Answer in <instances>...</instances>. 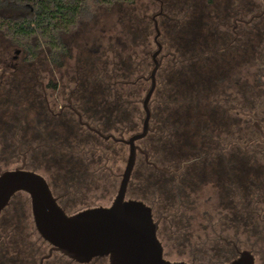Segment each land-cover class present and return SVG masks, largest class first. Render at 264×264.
<instances>
[{"label":"trees","instance_id":"obj_1","mask_svg":"<svg viewBox=\"0 0 264 264\" xmlns=\"http://www.w3.org/2000/svg\"><path fill=\"white\" fill-rule=\"evenodd\" d=\"M121 1L131 4L134 2V0H0V8L6 14L4 16L2 13L0 16L1 28L15 44L28 52L29 57L36 59L44 49L47 50L50 62L62 67L63 58L70 57V49L63 42L61 34L74 28L92 4L113 5ZM144 21V18L139 21L133 18L127 22L128 24H124L125 39L124 42H120L119 39L114 43L113 60L103 59L110 51L108 48L107 51L99 50L98 53L85 51L86 54L78 63L81 67V75L77 80L80 89L78 110L83 121L103 135L111 134L116 138L128 139L142 129L144 113L139 104L142 94L149 88H146L148 84L140 79L143 74L145 75L144 70L147 68L148 73L152 67V64L149 65L150 62L146 61L151 51L152 23L148 19L146 24ZM165 29L170 30L171 27L164 28V31ZM187 29L186 25L178 26L175 49L176 81L171 80V73H174L175 68L173 62L168 61V69H162L160 87L156 89L151 103V130L139 142L143 152L138 155L127 193L132 199L152 205L156 216L174 213L173 217L160 228V238L164 239L166 233L178 241L191 242L190 246L195 249L192 259L198 260L197 254L204 253L202 246L208 239L206 235L205 239L201 241L198 239L193 243L194 238L200 237L194 235L198 232L199 217L195 204L202 202L207 182L215 185L217 191L220 182L217 179L218 174L206 167V162L220 160L223 153H226L224 159L227 162L232 161L234 149L229 151L225 146L232 144L230 140L235 139L232 136L235 134V125L232 120L224 121L221 117L224 105L218 101L221 90L216 85L220 77V56L216 61H212L213 57L208 61L203 51L204 47L199 45L202 44V40L194 47L195 50H192L194 42H189L191 31ZM247 30H250V33L247 32L243 42L244 51L250 49L251 45H259V36L255 34V29L248 26ZM165 34L166 32L164 37H169ZM166 42L171 50V40L168 39ZM222 46L220 39L211 38L212 53L223 49ZM245 54L246 52L243 53L244 56ZM245 59L246 57L244 62ZM198 67L206 71L205 77L210 80L211 85L191 89L189 82L193 77V70ZM209 69H212V72L207 74ZM164 72L167 74L164 75ZM244 75L246 76V73ZM260 77L262 79V75ZM243 85L244 92L251 97L252 88L255 86L247 80ZM245 102L244 99V110L253 112V116L250 121H244L243 125L244 190L256 187L253 183L264 181V172H261L264 167L261 163L264 161V153L256 147L261 145L256 138L264 137L263 109L256 101L254 110L250 108L251 104ZM72 123L57 127V134L51 137V144L55 143L58 147L50 148L47 152V162L65 164L64 169H70V172L66 173L67 178L93 180L99 183L116 177L118 174L115 173L113 176L110 173L109 168L113 169L110 162L115 159V152L119 153L120 161H125L128 149L125 143L106 140L85 127H81L76 134V125L73 123L71 126ZM250 145L254 146L253 150ZM229 167L233 169V165ZM62 173H65L64 170ZM229 181L233 185V180L227 179L228 184ZM82 185L87 186L84 182ZM227 218L228 224L233 227L234 215L230 214ZM202 225L199 227L201 230ZM213 235L214 238H210L209 242L213 241L217 245L219 253L216 260H224L226 251H223L221 246L219 232ZM229 257L231 256L228 254L227 258Z\"/></svg>","mask_w":264,"mask_h":264},{"label":"flooded vegetation","instance_id":"obj_2","mask_svg":"<svg viewBox=\"0 0 264 264\" xmlns=\"http://www.w3.org/2000/svg\"><path fill=\"white\" fill-rule=\"evenodd\" d=\"M159 3L160 10L152 17L155 28L153 41L156 50L150 51L146 60L150 62L149 65L152 64V67L148 73L146 68L144 70L145 75L143 74L140 79L149 84V89L151 88V74L156 59L159 67L155 74V90L149 102L151 116L148 134L151 130L152 120L151 103L156 89L160 87L162 69H168V61L173 62L175 66L173 68L174 73H171V80L176 81L177 79L175 49L177 47L178 26L183 24L187 26V30L191 31L189 42H194L192 50H195L194 47L198 46L199 41L202 40V44L199 45L204 47L203 51L208 61H211V57L214 58L212 61H216L220 56V77L216 85L221 90L218 101L224 105L221 117L224 121L232 120L235 125V134L232 135L235 139L230 140L232 144L225 146L229 151L234 149L235 154L232 156V161L227 162L224 159L226 153H223L220 160L206 162V167L215 170L214 173L218 174L219 178L217 179L220 182L218 191L215 189V185L207 184V182L204 193L208 192L209 195L212 192L213 194L206 197L203 202L195 204L198 208V214L202 209V230L207 235L208 242L212 238V234L219 232L221 246L223 251L227 253H225L224 260H221V264H230L243 251L251 252L254 256V264H264V181L253 183L256 187L244 190L242 175L243 125L244 121H250L253 116V112L249 113L248 110H244L243 104L245 99V103L251 104L250 108L254 110L256 93V85L252 88L251 97L243 90L244 65L252 62L258 64V59L264 60V58L259 57L258 46L251 45L250 49L244 51L243 42L247 37V32L250 33V30H247L248 26L255 29V34H258V27L264 22V10L257 13L255 12L257 2L249 4L243 0H160ZM146 19L148 16L144 17V24H146ZM214 25L217 26L212 27ZM169 26L171 29L164 31V28ZM164 32L169 37H164ZM3 33L0 20V174L22 167L26 171L41 175L65 213L68 215L76 214L78 212L70 214L67 211L72 207L70 197H73L75 190L82 187L81 179L65 177L70 169H64L66 165L56 161L47 162L46 156L50 148L58 147L55 143L51 144V137L57 134V127L59 126H66L73 122L76 125V134L81 130V127L98 134V131L83 121L82 114L77 107L80 102V89L77 80L81 75V67L76 65L74 73L71 74V71L66 70L68 62L66 58H63L64 65L62 68L54 67L60 71L65 69L62 77L64 81L67 78V81L60 86L58 85L59 88L57 85L53 87L59 90L60 98L52 101L48 92L50 82L46 86L44 82L39 80L35 66L38 57L36 59L29 57L26 50L19 48L8 37L6 39L9 41V45L4 44L7 49L3 54ZM211 38L220 39L224 48L212 53ZM168 39L171 40V50L167 47L166 41ZM63 42L70 49V58L73 57V45L64 40ZM13 45L15 48L8 49V46ZM158 50L160 51L154 59V54ZM87 51L92 52L93 50ZM244 52H246L245 56L243 55ZM244 57H246L245 62ZM47 62L49 67H52L50 60ZM199 68L193 70V77L189 82L191 89L199 86L205 88L211 85L210 80L205 77L206 71ZM209 71L207 74L211 73L212 69ZM258 74L259 71L256 70L257 77ZM149 89L146 91L145 97ZM145 97L140 101L144 113L141 131L146 117L143 107ZM116 139L122 140L123 138ZM256 139H259L261 143V145H256L257 149H261L264 153V137L259 136ZM110 140L123 143L114 139ZM140 141L136 143L139 147L136 161L138 155L143 152L139 145ZM126 146L129 150V146ZM250 147L252 150L254 149V146L250 145ZM12 162L16 165L14 169L3 170L6 165ZM261 163L264 165V161ZM229 165H233V169L232 167L228 168ZM72 168L75 167L72 166ZM63 170L64 174L62 173ZM109 170L113 176L116 175L114 168H109ZM261 172H264V167H262ZM117 176L122 179V174ZM227 179L233 180V185L231 181L228 184ZM227 185L229 186L227 187ZM20 194L25 195V197L19 196ZM146 204L152 208L154 220H160L157 236L162 243L159 230L165 222L170 220L169 218L173 217L174 213L156 216L153 206ZM192 212L195 213V211ZM230 214L235 217L233 227L227 222V217ZM34 236L36 237L35 240H33ZM51 248L52 246L42 238L37 230L30 195L26 192H17L0 213V264H106L107 261L109 263L108 258H95L89 263H80L58 251H51ZM228 254L231 257L227 258Z\"/></svg>","mask_w":264,"mask_h":264},{"label":"water","instance_id":"obj_3","mask_svg":"<svg viewBox=\"0 0 264 264\" xmlns=\"http://www.w3.org/2000/svg\"><path fill=\"white\" fill-rule=\"evenodd\" d=\"M160 48V45L158 44ZM160 50L155 52L154 59ZM159 63L155 59L152 85L143 102L146 117L143 130L125 140L114 136L106 139L121 141L129 146V155L117 195L110 206L95 207L68 215L58 205L46 180L22 167L0 174V213L17 192L30 195L34 221L39 234L66 257L80 263L95 258H108L109 264H188L172 262L164 257L157 232L160 220H154L152 208L140 200L128 199L127 190L139 150L138 141L149 131V102L155 90V74ZM230 264H254L250 251H243Z\"/></svg>","mask_w":264,"mask_h":264},{"label":"rangeland","instance_id":"obj_4","mask_svg":"<svg viewBox=\"0 0 264 264\" xmlns=\"http://www.w3.org/2000/svg\"><path fill=\"white\" fill-rule=\"evenodd\" d=\"M167 1V0H165ZM244 2H248L249 4L257 2V6L255 7V12L261 13L264 10V0H243ZM160 0H134V2L128 3L125 1L118 2L113 5H99L92 4L82 15L78 24L72 28L69 32L62 33V40L73 45V57H68L67 62V71H71L70 73H74L75 66L79 65L81 58L86 54L85 51L93 50V53H98L99 50H105L109 48L110 51L103 57V59H112L113 60V49L114 43L120 39V42H124L125 32L123 31L125 28V23L135 18L137 21L139 19H143L145 16H148V21L152 23V34L150 37V49L151 52L156 50L155 43L153 41L155 36V28L154 23L152 21V17L160 10ZM5 16L6 14L4 10L0 8V16ZM147 14V15H146ZM128 24V23H127ZM244 28V26H243ZM4 34V33H3ZM258 36H259V45H258V53L260 58H264V22L258 27ZM8 36L3 35V54H5V50L7 49L4 44L9 45V41L6 39ZM129 38V36L127 35ZM9 38V37H8ZM73 43V44H72ZM19 47V46H18ZM113 47V48H112ZM15 46H8V49H13ZM20 48V47H19ZM72 48V47H71ZM112 54V55H111ZM102 57V56H101ZM49 60L47 50L41 51L39 53L38 58L36 59V70L39 74V80L44 82L46 86H48V82H50L49 88V96L53 101L57 98H60L59 90L57 88H53L56 85L60 86L67 78L63 79L62 75H64L63 71L55 69V65L52 64V67H49ZM92 61V59H90ZM64 65V64H63ZM62 65V67H63ZM60 67V68H62ZM256 70L259 71L258 77L256 75ZM151 71V69H150ZM248 72V73H247ZM244 75L243 83L245 84L246 80L251 85H258V91L255 93V101L258 106H261L263 109V121H264V60L258 59V64L255 62L248 63L244 65ZM262 75V79L261 76ZM67 77V76H66ZM246 78V79H245ZM257 80V82H256ZM58 86V88H59ZM146 88H149V84L146 85ZM147 90V89H146ZM144 92L141 96V100L145 97ZM62 103L60 102V105ZM139 108L142 109V105L139 104ZM143 121V117H142ZM264 136V135H263ZM118 152H115V159L110 162V166L114 168V172L116 174H122L126 167V161L129 155V150L126 149V157L125 161H120L118 158ZM16 165L14 162L6 165L3 170L14 169ZM60 174V172H59ZM105 179V178H104ZM93 181V180H92ZM82 181L87 186L82 185V187L78 190H75L73 197L71 196L72 207L67 212L68 213H76L81 210L91 208V207H100V206H110L114 201L117 191L119 189V185L121 182V177L116 176L113 179H108L107 182L100 181L92 182ZM213 193L210 192L209 195ZM208 192L204 193L202 196V202L206 197L209 196ZM25 197V195H19ZM128 199L132 197L128 194ZM212 207V206H211ZM202 209L199 213L198 217V230L197 227L194 235L195 237L198 235L200 237L194 238L193 243L197 242L198 239L201 241L205 239L206 234L201 230L200 224H203V220L201 219L203 215H201ZM195 215V214H194ZM201 231V232H200ZM214 238V235H211ZM162 244L164 246V254L167 260L172 262H186L189 264H221V260L218 259L217 254L219 253L216 249L217 245L215 242H204V246H202L201 254H197L199 257L198 260H193V254L195 249L190 246L191 242L189 241H178L176 238H170L169 235L163 236ZM36 237L34 236L33 240ZM220 247H218L219 249ZM107 260V259H102ZM106 264H109L108 261Z\"/></svg>","mask_w":264,"mask_h":264}]
</instances>
